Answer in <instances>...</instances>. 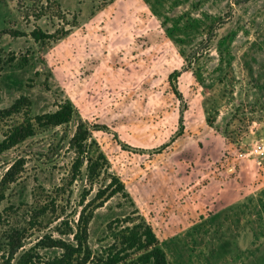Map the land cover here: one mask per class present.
Returning a JSON list of instances; mask_svg holds the SVG:
<instances>
[{
	"label": "rangeland",
	"instance_id": "1",
	"mask_svg": "<svg viewBox=\"0 0 264 264\" xmlns=\"http://www.w3.org/2000/svg\"><path fill=\"white\" fill-rule=\"evenodd\" d=\"M20 95L32 115L65 100L73 114L0 153V179L23 159L0 186L13 224L54 196L74 230L114 175L124 192L94 208L86 264L121 218L149 224L170 264H264V0H0V108ZM79 124L86 157L104 160L71 181ZM39 218L25 248L44 233L73 241L53 214Z\"/></svg>",
	"mask_w": 264,
	"mask_h": 264
},
{
	"label": "trees",
	"instance_id": "2",
	"mask_svg": "<svg viewBox=\"0 0 264 264\" xmlns=\"http://www.w3.org/2000/svg\"><path fill=\"white\" fill-rule=\"evenodd\" d=\"M31 36L35 41H39L50 37V34L35 28L32 30ZM176 74V71L170 74L171 81L176 79ZM173 88L174 92L178 93L176 87ZM30 109L31 100L27 95H20L8 106L0 108V125H5V129L1 132L0 153L34 135L39 128L58 126L69 122L73 114V106L69 100L59 104L54 111L32 115ZM13 117L16 118L14 122H7ZM87 137V130L79 124L70 140L75 153L71 168V181L79 174L85 159L87 160L89 176L94 178L99 174L98 169L101 165L99 161L100 159L104 160V158L100 155L97 159L86 157ZM22 166V158H18L10 164L0 179V186L15 181L21 172ZM112 186L114 187L112 188ZM118 192H124V186L116 176L111 175L109 182L104 187L99 186L97 188L92 199L85 204L81 202L82 207L79 210L74 230L69 226L65 216L58 214L60 205H58V199L54 196L49 201L32 206L31 209L27 210L26 225H21L22 223L13 224L8 218L12 215L11 210L13 207L7 206L4 208L5 212L1 211L0 214V264H12L20 250L16 264H86L91 255L89 252L82 254V239L86 234L92 212L95 207L102 205L104 201ZM3 195L0 189V200L3 199ZM97 200H99V203L95 204ZM4 213L6 220L2 219ZM45 213L53 214L54 220H58V225L54 226L52 230L57 231L59 234H65V229H70V232L73 233V241H66L62 237L56 238L52 236V233H44L32 246L25 248L26 239L32 235V232L29 231L42 225L39 217ZM5 221L7 224H5ZM127 221L125 218L118 219L119 224L117 226H113V222L108 223V231L113 237V242L95 260L92 259V263L170 264L164 250L158 245L152 227L143 222L134 223L132 221V224H126ZM44 248L57 249L58 253L47 256L40 253V249Z\"/></svg>",
	"mask_w": 264,
	"mask_h": 264
}]
</instances>
